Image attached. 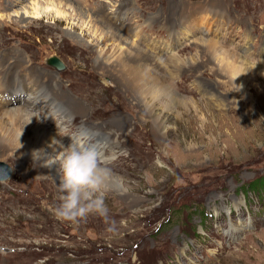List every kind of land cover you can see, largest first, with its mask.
Wrapping results in <instances>:
<instances>
[{
	"label": "rangeland",
	"instance_id": "1",
	"mask_svg": "<svg viewBox=\"0 0 264 264\" xmlns=\"http://www.w3.org/2000/svg\"><path fill=\"white\" fill-rule=\"evenodd\" d=\"M34 1L0 0V60L32 56L38 75L63 86L69 97L62 107L71 116L55 136L58 144L83 125L99 134L100 148L102 134L115 136L111 152L103 147L105 157L113 156L105 164L114 179L104 195L106 214L64 221L53 211L59 177L47 176L51 168L36 150L10 151L0 160L7 174L0 179V264H264V185L260 197L245 189L264 176V0H51L67 20L19 18ZM37 1L47 7L48 0ZM203 11L215 19L210 35L243 59L241 88L214 75L209 54L192 45L188 31ZM97 20L151 56L165 61L174 48L171 55L196 65L170 76L156 63L186 102L173 107L165 135L126 113L135 110L136 94L98 67ZM127 42L122 46L131 51ZM48 56L61 67L48 65ZM6 98L16 106L31 99L25 90ZM120 117L133 120V128L107 125Z\"/></svg>",
	"mask_w": 264,
	"mask_h": 264
},
{
	"label": "bare ground",
	"instance_id": "2",
	"mask_svg": "<svg viewBox=\"0 0 264 264\" xmlns=\"http://www.w3.org/2000/svg\"><path fill=\"white\" fill-rule=\"evenodd\" d=\"M46 3L47 7L42 8L39 5V1L31 2L29 10L23 9L19 18L30 17L37 19L41 16H50L51 18L59 17L67 20L60 12L53 11L49 7L54 4L51 0H48ZM206 13L204 11L201 12L200 16H197L198 22L191 26L188 31V33L194 36L192 45L202 48L204 52L209 54L211 61L215 64L214 69L211 68L213 74L218 73L219 75H223L227 78L228 83L241 88L245 66L243 59L240 58L239 54L223 48L221 45L222 39L219 35H210L208 27L212 22L215 23V19L210 22V20L203 16ZM210 13H213L212 15L214 16L221 15L217 12L208 11V14ZM117 14L115 12L109 19L115 18ZM96 23L97 27L95 29L97 31L94 33V37L98 38L103 46L99 50V53H97L98 67H105L116 80L120 81L119 83L126 84L136 94L134 98L135 104H132L135 110L131 108L127 112L120 111V113L126 112L132 115L135 113V117L140 122H152V131L156 136L158 134L165 135L171 129L167 122L172 117L173 107L175 105L184 106L186 102L180 100L181 98H178V94L169 88L166 81L157 72V64L170 76L177 75L179 71L184 69L191 71L196 65L185 61L184 58H179L175 53L171 55L172 52H175L174 48L164 53L167 57L164 58L165 61H162L163 59L155 55L151 56L147 51L139 49V46L137 47L136 45L135 47L133 43L127 42L124 39L125 37L120 32L114 31L112 26L106 21L97 20ZM218 23L222 24L219 20ZM216 32L218 30H215L214 33ZM96 34H98L97 37ZM123 42H127L128 44L126 45L131 46L132 50L129 51L127 48H124L122 46ZM91 44L95 46L92 42ZM28 58L29 60L14 58L9 62L6 61V58H1L0 60V160H3V157L8 155L12 150H16L17 154H24L26 151L32 152L34 149L37 151L38 157L44 160L51 168L48 171L45 170L48 173L47 176L49 177V172L52 171L56 177H59L58 166L54 162L60 148L55 140V136L60 135L59 130L62 132L67 129L64 125L67 124L66 120L70 118L71 111L66 107H62V97L66 96L65 98L67 99L68 95L64 91L63 86L59 85L53 76L38 75V71L33 66V61L36 59L32 56H28ZM179 63L184 64V66H181ZM260 65L264 68V61ZM21 74H23V77L18 78ZM16 79H21L23 84H15L14 86L16 87H14L12 82L16 81ZM46 83L50 84V90L44 86ZM24 90L31 98L24 106L9 105L11 101L16 100L15 98L9 99L5 103V100H7L6 95H9V92L17 93L20 91L24 92ZM68 100L67 102L70 103L71 100ZM170 101L171 103H169ZM138 106L139 109L137 108ZM97 112L99 111L92 109V113ZM87 113L88 110L83 109L82 114L87 115ZM133 122L131 119L120 117L114 118L110 122L111 124L107 125L111 126V129L114 131L116 129L126 130L129 127L131 128ZM76 132L75 136L72 135V137L84 138L86 142L90 136L95 137L94 144L87 143L100 153L105 163L113 158L112 155L105 157L103 153V147L109 146L111 152L112 146L114 147L118 144L112 133L100 136L103 146L100 148L99 134L97 132H92V130H89L84 125L78 126ZM70 143L71 138L64 141L66 146ZM40 169L43 170L44 168ZM111 178L114 179L113 176Z\"/></svg>",
	"mask_w": 264,
	"mask_h": 264
},
{
	"label": "clouds",
	"instance_id": "3",
	"mask_svg": "<svg viewBox=\"0 0 264 264\" xmlns=\"http://www.w3.org/2000/svg\"><path fill=\"white\" fill-rule=\"evenodd\" d=\"M65 146L59 142L55 159L58 166L59 203L53 211L58 219L75 222L89 213L106 214L104 195L111 178L100 153L84 138L70 137Z\"/></svg>",
	"mask_w": 264,
	"mask_h": 264
},
{
	"label": "trees",
	"instance_id": "4",
	"mask_svg": "<svg viewBox=\"0 0 264 264\" xmlns=\"http://www.w3.org/2000/svg\"><path fill=\"white\" fill-rule=\"evenodd\" d=\"M264 185V176H259L255 178L254 180L247 183L245 189H248V191L252 194H254L257 197H260V189L263 190Z\"/></svg>",
	"mask_w": 264,
	"mask_h": 264
},
{
	"label": "water",
	"instance_id": "5",
	"mask_svg": "<svg viewBox=\"0 0 264 264\" xmlns=\"http://www.w3.org/2000/svg\"><path fill=\"white\" fill-rule=\"evenodd\" d=\"M45 61H46L47 64L52 65V66H54L56 68H60L61 67L60 61L56 57H54V56H48L45 59ZM5 168H6L5 167V164L0 161V177L1 178H4V177L7 176L6 171H5Z\"/></svg>",
	"mask_w": 264,
	"mask_h": 264
}]
</instances>
